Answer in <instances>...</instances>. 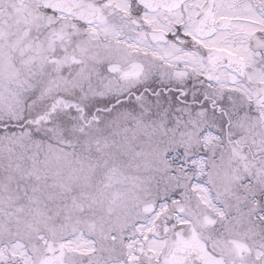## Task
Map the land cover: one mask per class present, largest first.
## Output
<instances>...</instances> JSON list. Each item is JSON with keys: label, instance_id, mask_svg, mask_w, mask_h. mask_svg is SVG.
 Returning <instances> with one entry per match:
<instances>
[{"label": "snow or ice", "instance_id": "6c2138e0", "mask_svg": "<svg viewBox=\"0 0 264 264\" xmlns=\"http://www.w3.org/2000/svg\"><path fill=\"white\" fill-rule=\"evenodd\" d=\"M0 264H264V0H0Z\"/></svg>", "mask_w": 264, "mask_h": 264}]
</instances>
